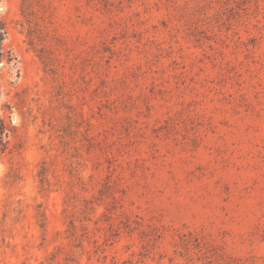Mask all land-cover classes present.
<instances>
[{
    "label": "rangeland",
    "instance_id": "rangeland-1",
    "mask_svg": "<svg viewBox=\"0 0 264 264\" xmlns=\"http://www.w3.org/2000/svg\"><path fill=\"white\" fill-rule=\"evenodd\" d=\"M0 18V264H264V0Z\"/></svg>",
    "mask_w": 264,
    "mask_h": 264
},
{
    "label": "trees",
    "instance_id": "trees-1",
    "mask_svg": "<svg viewBox=\"0 0 264 264\" xmlns=\"http://www.w3.org/2000/svg\"><path fill=\"white\" fill-rule=\"evenodd\" d=\"M7 29L5 22L0 18V72L4 63H10L13 59L11 52L5 50L3 41L6 37ZM3 108L6 110L10 109L8 104H4L0 107V154L5 152H10L9 140L10 136L15 132V125L12 124L10 114H5Z\"/></svg>",
    "mask_w": 264,
    "mask_h": 264
}]
</instances>
